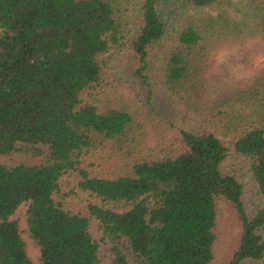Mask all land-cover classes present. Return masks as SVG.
<instances>
[{
    "label": "trees",
    "instance_id": "16d2710c",
    "mask_svg": "<svg viewBox=\"0 0 264 264\" xmlns=\"http://www.w3.org/2000/svg\"><path fill=\"white\" fill-rule=\"evenodd\" d=\"M126 11L123 0H0V156L41 159L0 161V264H36L13 218L24 203L41 264H210L218 197L242 223L227 264H264V204L248 206L226 169L231 153L246 158L264 199V65L236 77L250 46L264 48V0H142L134 21ZM167 40L162 85L181 124L177 146L156 155L143 119L84 96L105 81L106 54L125 48L152 103L147 71ZM97 149L130 160L127 171L91 175L83 158ZM72 174L101 201L87 215L57 199Z\"/></svg>",
    "mask_w": 264,
    "mask_h": 264
},
{
    "label": "rangeland",
    "instance_id": "374dc122",
    "mask_svg": "<svg viewBox=\"0 0 264 264\" xmlns=\"http://www.w3.org/2000/svg\"><path fill=\"white\" fill-rule=\"evenodd\" d=\"M123 2L127 8L128 19L134 21L137 18L142 0H123ZM170 46L171 41L167 40L155 48L154 57L147 71L153 91L152 103L149 101L150 86L146 85L144 80L137 74L138 60L125 48H113L106 54L108 65L105 68V81L101 86L84 96L86 102L97 105L102 109H126L143 119L146 125L151 127L152 133L149 134V146L153 154L156 155L169 153L177 146L178 129L176 124H181L162 85L166 51ZM259 47L261 45L258 43L250 46V51L253 52L251 67L248 66L246 69L241 70V74L236 76L237 79L243 80L245 77L254 76L264 65V48ZM231 81L239 84L243 82ZM170 122H174L175 125H171ZM0 161L12 165L20 162H40L41 159L18 154L0 156ZM129 163L130 160L125 162L109 151L97 149L83 158L82 166L93 176L113 177L124 174ZM226 169L240 176L245 183V197L248 206H262L264 204V199L253 178L250 162L246 158L231 153L226 162ZM76 183L77 176L75 174L63 176L62 191L57 199L61 200L70 211L87 215L89 204L100 203L101 201L89 192L78 190L75 187ZM28 206L29 203L22 204L13 215V218L20 221L31 257L36 264H41L40 249L28 233L26 221ZM216 209L217 240L214 247V259L210 264H227L238 249L242 234V223L237 210L226 198L218 197L216 199ZM91 229L94 236L99 239L101 228L96 219L92 220Z\"/></svg>",
    "mask_w": 264,
    "mask_h": 264
}]
</instances>
